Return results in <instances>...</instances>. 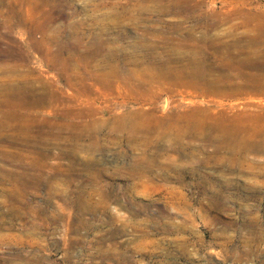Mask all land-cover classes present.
<instances>
[{"label": "rangeland", "instance_id": "obj_1", "mask_svg": "<svg viewBox=\"0 0 264 264\" xmlns=\"http://www.w3.org/2000/svg\"><path fill=\"white\" fill-rule=\"evenodd\" d=\"M32 1L0 0V67L31 70L47 92L55 91L73 107L87 105L89 97L95 114L66 121L67 141H57L48 128L41 137L33 128L32 136L48 145L27 152L0 141L5 155H30L25 164L0 158V264H264V177L213 170L214 164L203 168L200 138L184 141L192 146L186 156L157 151L147 145L145 132L139 129L131 140L114 120L132 114L144 130L168 126L167 119H193L199 108L230 112L233 102L209 98L205 87L183 84L178 73L164 67L184 52L198 57L194 47L205 36L197 20L202 14L217 24L211 37L220 38L216 43L221 53H227L222 45L232 35L246 37L247 54L264 55V0ZM177 1L196 12L163 13ZM199 51L213 52L205 47ZM115 68L136 76L137 82L130 85L123 76L112 79ZM61 69L69 72L71 85ZM3 73L0 80L9 76ZM102 79L106 88L98 85ZM251 82L263 83L259 78ZM76 92L83 95L81 103ZM253 96L249 103L237 102L238 109L247 103L255 106L253 113L264 111V95ZM55 118L54 113L42 114L46 122ZM61 127L68 126L60 124L54 132ZM163 144L170 146L168 139ZM34 153L45 158L34 163ZM257 157L249 158L264 163V156ZM152 159L158 166L150 173L145 162ZM196 168L201 170L198 175L211 173L223 182L196 180ZM180 170L188 171L182 182L173 178ZM143 174L153 178L139 180ZM22 177L29 181L24 187L18 183Z\"/></svg>", "mask_w": 264, "mask_h": 264}, {"label": "bare ground", "instance_id": "obj_2", "mask_svg": "<svg viewBox=\"0 0 264 264\" xmlns=\"http://www.w3.org/2000/svg\"><path fill=\"white\" fill-rule=\"evenodd\" d=\"M20 1L22 2L23 0H20ZM33 1H32V3H33ZM18 3H20V2H18ZM28 3L29 2L27 1V3H25V4H28ZM179 3H181V2L177 1L176 5L171 6L170 8L166 7V9L163 10V13L167 14L168 12H172V14H175V15L177 14V15H187L188 16V15L196 12V9L189 6L190 4L185 3V2H182V4H179ZM232 4L233 3L230 2V6ZM23 5H21V6H23ZM102 6H105V5H102ZM102 6H100V7L102 8ZM18 7H16V8H18ZM27 7H28V5H27ZM201 9H202V7H201ZM201 9H200V11H201ZM14 12H11V13H14ZM30 14H32V13H30ZM197 20L201 25H204L203 29H205V34H204L205 36L202 37L201 42L197 45V47H196V45L194 47L197 49L196 51H197L198 57L197 56H193V57L189 56V55L185 54V52L182 54H179V55L177 54L178 55L177 57L174 56V58L168 59L167 66H165L164 68H165V70L167 68L168 71H170L171 73H174V74L178 73L179 74L178 79L183 84H192V85L196 84L195 87H199V88L205 87L206 89L203 88L204 94L206 96H208L209 98H215V99H216V97L221 98V100H220L221 103H223V101L226 99L233 102V104L231 105L230 112L217 111V110H211V109L202 111L199 108V111L198 110L194 111L195 116L193 119H184L183 117L167 119V121H171L168 126H164V125L159 124L157 127L144 129V130L142 129L141 126H139L137 124V122L135 121L134 118L132 119V114L129 117L128 116L126 117V116H124V114H122L124 117H122V116L119 118L115 117L116 118V119H114L115 125H118L124 132H127L129 135L128 138H131V140L135 139L134 135H135V133L137 134V131L140 129L141 132L142 131L145 132L143 134L145 135L144 137L146 139V143L148 146L155 147V149L157 151L165 150L166 152H175L179 155H184V156L187 155V152L188 153L192 152V146L184 143V141L186 139H189V138H196V139L200 138V140L203 142V144L198 149L199 155L201 152V153H203L201 155L206 156L205 160H203L205 162V163H203L204 164L202 166L203 168L207 169L211 165L214 164L213 166H215L216 168H213V170L216 169V170H219L221 172H230V173H237V174L239 173V174H241V176L244 174H249V176H250L254 173L255 178H258V180H259V178L264 177V163L260 162V160H259V162H260L259 163L257 160H255V159L253 160L249 157L251 155H255L256 157L257 156L258 157L264 156V111H260L259 109H257L258 110L257 113H253L252 111L256 110L255 106H251L247 103H249L248 100L254 99L253 95H255V94H263L264 95V60H263L264 55L262 53H249V54H247L245 51L246 37L241 38V37L236 36L234 38V37H232V35L230 36L231 40L229 42H227L225 45H222L225 48H227V50H228L227 53H221V49H220L221 46H219V44L216 43L220 38H215L214 35H213L214 36L213 38L211 37V32L216 30L217 24L213 23V22L210 23L208 21L207 15H204V14L199 15L197 17ZM209 37H211L212 40H210ZM95 41H97V40H95ZM213 44H214V46H212ZM203 46L205 47L206 50H212L213 52L203 54L201 51H199L200 48L201 49L204 48ZM198 52L201 53L202 55H200ZM45 56L48 58V60L52 59V56L49 53H47ZM21 58H24V57H21ZM20 62H22V61H20ZM20 62H18V63H20ZM51 62H53V61H51ZM53 64H54V62H53ZM8 65H9V63H8ZM14 65H16V63ZM21 66L23 68V65H21ZM18 68H19V65L13 66L10 68H8V66H7V67H5V69L3 68V70H2L5 73V75L8 74L9 76H7V78L3 77V79L0 80V141H7L10 143L9 145H11V144L21 145L24 148V150H22V151H26V149H28L30 147H32L34 149V147H36V146L47 144L43 138L40 139V137L45 134V131H44L45 128L50 129V131L52 130L51 132H49V133H52V135L56 134L55 139L57 141H60L63 139H65L64 141H67L69 138L68 139L66 137L64 138V134L66 135L68 132L69 123H67L66 121H69L73 118L83 120V118L88 117L90 115L93 116L95 114L94 111L92 112L93 104L90 103L91 98L87 97L88 95L87 96L85 95L87 97V99H86L87 105L84 106L83 104L78 103V105H83L84 107L79 108L78 105L77 106L75 105L74 106L75 108H74L72 106V102L70 100H66L63 97H60L59 95L56 94L55 91H53L52 93L47 92L44 88L45 84L43 82H41L40 80H38L37 78L34 79L32 74H31V72H32L31 70H29L28 72H23L22 70H19ZM61 68H62V66H61ZM157 69L162 71L163 67H161V69L156 68V70ZM26 70H28V69H26ZM61 70L63 71L64 69H61ZM2 71L0 70V72H2ZM20 71H22V72H20ZM33 73H34V71H33ZM62 73L64 74L65 81L68 83V84L66 83L67 86H69V84L71 85V82L69 80V77H71V76L68 77L69 72L66 70V72L63 71ZM111 74L113 75L112 79H114V78L118 79V77L123 76L124 81H126L130 85H132V83H134V81L137 80L136 76L131 77V74L128 75L130 77L125 76V72L120 71L118 68H115ZM108 76H111V75H108ZM251 78L262 79L263 83L254 84L251 82ZM74 79H76V77ZM104 79L98 81L99 86L105 87V85L107 83H105L106 79L105 80ZM78 80H77V82H80ZM73 81L76 82L75 80H73ZM80 92H76V97L78 96V98H76L77 99L76 101L81 103L83 100L80 101L79 97H82L83 95ZM215 99H213V100H215ZM243 100L248 101V102L245 103L244 107H240L238 109V105H236V103L239 101H243ZM259 104H261V103H259ZM165 105H168V102H166ZM77 109H78V111H77ZM45 113H47L50 116L54 113V117H56L55 120H52L50 122H46L45 119L43 120L42 114H45ZM104 119H106V118H104ZM164 120L165 119H163L162 121L166 122ZM97 121H98V119H97ZM60 124L62 126H63V124H66L68 126V127H66L67 129H63L61 127L62 128V129H60L61 131L58 129L60 132L55 133L54 132L55 128H58ZM94 124H96V123H94ZM100 124L102 127V123H100ZM97 126H99V125L97 124ZM75 127H76V125H75ZM33 128L38 130L40 137L35 138L34 136H32ZM99 129H101V128H99ZM110 130H111V128H110ZM46 133H48V132H46ZM166 139H168L170 142V146L167 145L168 146L167 149L165 148V146L163 144V142ZM0 145H1V143H0ZM77 145H76V147H77ZM63 146H64V144H63ZM50 147H52V146H50ZM65 148H67V147L65 146ZM81 149H82V147H81ZM209 149H212V150H209ZM2 150H3V147L0 146V158H2V159L7 158L8 160H11L12 162L19 163V164H25L27 159L28 160L30 159V158H28V157H30V155L20 154V153H10L9 155H5L4 153H1ZM37 150H38V148H37ZM75 150L76 149H74V151L72 153L73 155L76 154ZM31 152H32V150H31ZM69 152H70V150H69ZM147 153L148 152H146V154ZM190 156H191V154H190ZM193 156H194V154H193ZM44 158H45V156L43 154L34 153L32 160L35 163L36 161L41 162ZM49 158L51 159V157H49ZM46 160H48V159H46ZM89 162H91V161H89ZM145 163H146V168L149 169L150 173L153 172V171L151 172V170H154L158 166L156 161H154L153 159L152 160H146ZM198 163H200V162H198ZM59 164H60V162H59ZM41 165H43V164H41ZM140 167H141V165H140ZM247 167H248V169H247ZM176 168H177V166H176ZM254 169L255 170L259 169V170H261V172L255 173ZM198 170L201 171L200 169H197V168L195 170H192L194 173V176H192V177H195V178L197 177V178L201 179V181H203V182H208L211 180H215L218 183L223 182V180L220 177H214L213 175H210L211 173H209V174L206 173L205 175H202V174L198 175L197 174V173H199ZM203 171H205V170H203ZM187 172L188 171L180 170L178 173L175 174V176L173 178L182 182L183 179L185 180L184 174H187ZM134 174L135 173H133V175ZM196 174H197V176H196ZM39 175H41V174H39ZM56 176H57V174H56ZM58 177H59V175H58ZM145 177L148 180H151V178H153V175H150L148 177L147 174H143V175H141L139 180L142 178H145ZM165 177L167 178V174L165 175ZM22 178H24V177H22ZM31 178H32V176H31ZM42 178H43V176H42ZM197 178H196V180H197ZM136 179H138V178H136ZM167 180H169V178ZM19 181H21V182H18L21 187L22 186L24 187V185L26 186L27 184H29V181H26L25 178L20 179ZM52 181H54V180H52ZM33 183L35 184V182H33ZM230 183H233V182L232 181L228 182V184H230ZM33 186H35V185H33ZM46 187H47V185H46ZM22 189H24V188H22ZM105 190L107 191V189H105ZM58 191H61V190H58ZM69 191H68V193H69ZM103 191H104V189H103ZM73 192H75V190ZM103 195H105V194H103ZM59 196H60V194H59ZM56 197H58V196H56ZM106 197H107V195H106ZM5 204L6 205L8 204L7 206H9V203H5ZM30 211H32V210H30ZM1 238L2 237H0V239Z\"/></svg>", "mask_w": 264, "mask_h": 264}]
</instances>
